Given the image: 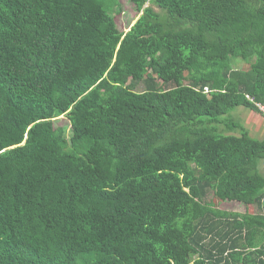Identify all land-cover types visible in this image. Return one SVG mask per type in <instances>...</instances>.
<instances>
[{"label": "trees", "instance_id": "trees-1", "mask_svg": "<svg viewBox=\"0 0 264 264\" xmlns=\"http://www.w3.org/2000/svg\"><path fill=\"white\" fill-rule=\"evenodd\" d=\"M129 2L0 0V264H264V0Z\"/></svg>", "mask_w": 264, "mask_h": 264}, {"label": "rangeland", "instance_id": "rangeland-1", "mask_svg": "<svg viewBox=\"0 0 264 264\" xmlns=\"http://www.w3.org/2000/svg\"><path fill=\"white\" fill-rule=\"evenodd\" d=\"M120 6L119 14H112L115 19V25L120 33L127 32L131 26L134 25V23L138 20L139 16L141 13H137L135 7L133 4L129 2V0H119ZM118 9V8H117ZM156 11L158 10L157 8H154ZM113 12V11H112ZM236 68L239 69H247V65L244 63L237 62ZM186 83V82H185ZM226 119L230 121H235L239 122L241 126L244 129H247L249 131V135L252 138L255 139H263L264 138V118L257 114V112H250L248 109L244 107H237L233 109L232 111L229 112L228 115H226ZM56 125L60 127H65L68 125L67 119L62 116L58 121L55 123ZM69 128V125H68ZM221 129L224 128V126H220ZM225 133H235L239 135V131L235 130V132H229L228 130L225 131ZM263 166V164H262ZM260 165V170H264V166L262 167ZM206 202L210 207L216 208L219 210L227 211V212H235V213H240L243 214L247 211V208L238 203V202H229V201H221L215 197H213V194H208L207 197L205 198ZM250 208V211H257L254 208ZM262 214H264V208L263 211H260Z\"/></svg>", "mask_w": 264, "mask_h": 264}, {"label": "built area", "instance_id": "built-area-1", "mask_svg": "<svg viewBox=\"0 0 264 264\" xmlns=\"http://www.w3.org/2000/svg\"><path fill=\"white\" fill-rule=\"evenodd\" d=\"M207 89L205 88V91H206ZM207 92V91H206ZM259 108H260V110H261V112L263 113V115H264V107H261V106H259Z\"/></svg>", "mask_w": 264, "mask_h": 264}, {"label": "clouds", "instance_id": "clouds-1", "mask_svg": "<svg viewBox=\"0 0 264 264\" xmlns=\"http://www.w3.org/2000/svg\"><path fill=\"white\" fill-rule=\"evenodd\" d=\"M134 24H135V23H134ZM128 31H129V30H128ZM128 31H127V32H128ZM125 33H126V32H125Z\"/></svg>", "mask_w": 264, "mask_h": 264}]
</instances>
